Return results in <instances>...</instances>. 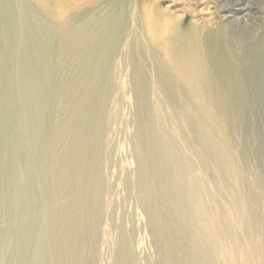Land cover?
Listing matches in <instances>:
<instances>
[{
	"label": "bare ground",
	"instance_id": "obj_1",
	"mask_svg": "<svg viewBox=\"0 0 264 264\" xmlns=\"http://www.w3.org/2000/svg\"><path fill=\"white\" fill-rule=\"evenodd\" d=\"M101 1L0 0V264H139L140 224L155 264H264L253 236L241 242L235 151L211 138L227 133L226 98L264 86L253 0H221L223 15L208 0H139L134 23L114 0L84 11Z\"/></svg>",
	"mask_w": 264,
	"mask_h": 264
},
{
	"label": "rangeland",
	"instance_id": "obj_2",
	"mask_svg": "<svg viewBox=\"0 0 264 264\" xmlns=\"http://www.w3.org/2000/svg\"><path fill=\"white\" fill-rule=\"evenodd\" d=\"M110 1L112 2V0H110ZM138 1L139 0H126L122 4V6H121V4H118L117 0H114L113 3L117 4L116 5L117 8L121 7L122 9H125L124 11H125L126 16L128 17V19L131 18L130 22H132L134 20V18L137 19V17H138V16L136 17V15H135V5L133 4V3L138 2ZM152 1L157 2L161 7L170 6L172 8H179L181 6V4L188 3L185 0H175V1L174 0H152ZM208 1L210 4H214L219 15L224 14L227 7L225 8L222 6L221 0H208ZM247 1L248 0H241L240 3L247 4ZM108 3H109V0L101 1L98 5H94V8H92L93 10H84V11H87L88 14H93V12H95V11H100V8L106 7L108 5ZM110 6H111V3H110ZM252 12L258 14L261 17V19L263 20V22H261V24L264 23V17H263L264 16V0H253ZM86 15L87 14H84V12H83V14L79 15L80 16L79 18H84V17H86ZM134 21L132 23H134ZM54 44H55L54 45L55 47H53L51 49V51H52V53L55 52L57 54L58 51H60L56 47L58 42L54 41ZM66 56L67 55L64 56L63 60H66V61L73 60L72 58L66 59ZM73 61H75V60H73ZM55 62H56V60H55ZM63 67L66 70L70 71L72 74L77 75V77H78V79H76V77H75L74 80H72L70 83H72L73 85H76V84L85 82V80L83 78V77H85V75H79V73H76L77 69L78 68L80 69V66L77 67L76 65H74V62L73 63L67 62V63H65V65ZM111 74H112L111 75L112 77L115 76L114 83L116 85H118L120 87L125 86L126 79H127L126 76H128V72H125V71L120 72V71L114 69ZM82 80H84V81H82ZM100 83L106 84V83H109V81L103 80ZM68 84H69V82H67V85ZM119 92H121V91L119 90ZM219 92H221V93L223 92L224 94H226L227 90H225V89L223 90V88H220ZM255 93H256V97H254V99L252 98L253 100H251L250 102H247V103H245V102L230 103L228 101L230 99L226 98L227 113H226V115L223 114L221 116L220 115L216 116L218 118H215V122L217 121V123H219V124L221 123L222 126H225L223 128L225 130V133H226V131H227V133L224 134L222 129H215L213 131L214 133L212 132L213 135L211 134L214 137L211 136V138H212V140L214 139L213 140L214 143L216 145H219V147H220V143L221 144L223 143V145H221V146H224V143H225L227 145H230V147L232 146L233 151L236 152V153L234 152V154H235L234 159L236 162V166L239 170L238 173H239V180L240 181H239L238 185L234 184L233 187L236 190V192H240L239 194L241 196V201H240V204L237 205L236 211L239 214L240 213L245 214V215H243V217H245L247 222L250 223V226H248L247 232L241 230V232L243 234L241 236V239H242L241 242L243 244H245L244 246H249V244H247V243H249L248 242L249 238L251 236H253L256 239V241L261 245L259 254L262 255L263 259H264V86L257 88L255 90ZM126 97H127V95H126ZM126 97L121 96L122 99H120L118 96L117 100H122L123 102H127ZM113 99H115V98H113ZM150 100L154 103L156 99L154 97H151ZM185 100H186V98L182 99V101H181V99H179L180 102H184ZM123 110L124 109H122V111ZM128 111H130V109L127 108L125 110V113H127ZM158 111H159V109L155 105L153 108V113H155L156 116H158V114H159ZM210 116H212V115H210ZM221 117H223V118H221ZM223 119H225V120H223ZM158 120H160V117H158ZM167 131L170 135H172L174 137L176 136V132L174 131L173 126L170 125V127L167 128ZM223 141H226V142H223ZM188 154H190L189 151H188ZM195 171L196 172L198 171L200 173V176L203 175V171L201 170V168L198 165H197ZM112 179L113 178H111L110 180L113 181ZM208 179L214 180L215 174H213V175L211 174ZM203 180L202 181L206 186H207V184L209 185V183H207L205 181L206 179H203ZM211 190L212 189H210L209 191L207 190L208 193L210 195H215L214 194L215 192L213 190H212L213 191L212 192ZM208 202H209V208L210 209L212 208L213 210L211 209V211L214 212L215 211V204H213V202L210 200H208ZM245 202H247L249 205L252 206V208L255 211L253 214H250V215H248L249 213L246 214L247 210L245 208ZM121 205L123 206L122 208H125L127 210L129 209L131 214H133L135 212L132 209V205H133L132 202L122 200ZM130 206H131V208H130ZM221 207H223L222 209H224V211L226 212V205L222 203ZM138 218L141 219V216L138 215L137 219ZM141 225L142 224H140V227L143 231H141L140 236L142 235L141 239H144V240H143V249H142V251H140V263L139 264H152V263L155 264L156 263V261H155L156 260L155 248L152 244L151 238H149L150 235H149L147 229ZM152 248H153V250H152ZM150 258H152V259H150ZM259 260H260V257H258V255H257V258L254 259L255 263L253 262V264H260Z\"/></svg>",
	"mask_w": 264,
	"mask_h": 264
}]
</instances>
